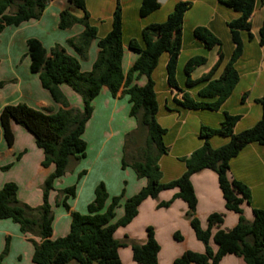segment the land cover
Returning a JSON list of instances; mask_svg holds the SVG:
<instances>
[{"label": "trees", "instance_id": "trees-1", "mask_svg": "<svg viewBox=\"0 0 264 264\" xmlns=\"http://www.w3.org/2000/svg\"><path fill=\"white\" fill-rule=\"evenodd\" d=\"M51 1L53 0H0V34L7 27H18L39 19ZM69 2L82 15L78 17L69 11L62 12L59 28L66 30L74 25L84 27L83 33L68 40V44L81 58H86L91 43L97 39L98 30L92 24L84 0ZM224 4L239 15L228 24L236 47L226 64L221 53L211 71L198 80L193 81L191 74L197 67L204 65L207 59L197 56L185 64L186 86L202 85L197 99H193L188 93L184 94L183 101L179 104L185 109L218 111L239 81L235 65L243 52L241 32H247L249 38H252L250 17L256 0H227ZM159 7L157 0H144L141 15L147 16ZM188 9L189 3H178L165 22L147 26L139 40L129 42V49L137 55V59L126 74L122 69L124 42L119 4L113 16L111 30L98 40L99 54L88 73L82 72L80 61L61 47H54L48 52L38 39L27 41L31 73L39 76L43 89L62 107L56 113H45L25 103H18L7 105L0 112V126L7 145L12 147L14 144L12 124L15 123L35 138L37 147L44 153L42 166L55 167L42 186L43 203L39 207H30L19 201L18 186L15 183H6L0 187V221L11 220L19 225L23 235L31 236L29 242L35 248L34 264H123L120 249L128 245L132 248L135 263L159 264L161 247L153 228H148L147 240L143 244L120 241L116 238V232L134 221L143 202L147 199L157 200L162 192L169 190H178V193L169 202L160 203L159 207H169L174 199L185 201L188 206L186 218L190 221L196 238L205 246L204 253L186 251L174 264H220L228 255L241 258L244 264H264V209H255L253 221H247L242 216V205L250 203V189L229 177L230 162L246 146L253 143L264 146V96L258 101L262 117L253 128L236 134L234 128L239 118L227 113L219 128L202 126L199 135L205 141L204 145L189 158L183 159L186 167L184 174L170 182L163 180L160 160L167 154L168 148L164 140L166 130L161 127L157 118L159 102L153 75L161 57L168 54V82L171 87H177V66L183 46L184 18ZM194 35L207 49L221 45L220 40L206 28H197ZM260 43L264 45V22L260 30ZM221 67L223 72L216 78ZM141 77L147 78L144 86L135 84ZM61 86L69 87L82 98V109L70 106ZM103 88H107L113 97L121 90L129 97L130 116L135 119L137 128L127 134L124 151L128 153V162L123 160L122 168L131 167L139 179H146L147 185L138 194L125 199L124 190L121 195L111 197L105 184L99 183L94 199L88 205L87 215L71 211L68 205V200L76 197V185L60 191L56 203L71 214L70 232L65 237L53 239L54 214L50 194L55 189L56 181L67 174L72 160H79L87 155L88 145L83 135L93 116V102ZM216 135L229 138L228 144L213 148L209 139ZM141 136L143 144L140 142ZM136 145H141L137 156L130 152ZM11 167L12 165H8L3 170ZM205 170L217 174L227 211L239 215L237 225L231 230L219 229L213 233L215 228H220L224 223L223 214H211L206 229L196 217L197 197L191 178ZM121 207L124 214L116 220L117 210ZM34 238L39 239L40 243ZM175 238L182 240L178 233ZM212 239L217 245L216 251L210 245ZM9 245L10 238H7L0 255V264L9 252Z\"/></svg>", "mask_w": 264, "mask_h": 264}, {"label": "crops", "instance_id": "crops-1", "mask_svg": "<svg viewBox=\"0 0 264 264\" xmlns=\"http://www.w3.org/2000/svg\"><path fill=\"white\" fill-rule=\"evenodd\" d=\"M84 1L92 24L98 30L97 39L91 43L86 58H81L68 44V40L79 37L83 33L84 27L74 25L66 30L59 28L62 12L69 11L78 17L82 15V12L74 8L69 0H53L39 19L23 23L18 27L6 28L4 32L6 47L4 49L0 47V71L6 62L9 68L5 69L2 76L0 74V84L5 80L10 81V84L0 86V112L5 106L18 103H25L45 113H56L62 108L53 101L49 92L43 89L39 76L31 73V61L27 56L28 40L38 39L48 52L54 47H61L80 61L82 72L88 73L92 70L99 54L98 40L105 37L111 30L113 16L119 4L124 42L122 69L126 74L137 59V55L129 49V42L133 39L139 40L147 26L165 22L178 3L186 2L189 3V9L184 18L183 46L177 66V87H171L168 82L166 72L168 54L161 57L153 75L159 102L157 118L161 127L166 130L164 140L168 148L167 154L160 160L163 180L170 182L184 174L186 167L183 159L189 158L204 145L205 141L199 135L202 126L219 128L224 114L227 113L239 118L234 128V132L238 134L253 128L260 121L262 109L258 101L264 96V45L260 43V30L264 22V0H256L255 9L250 17L252 38H249L247 32H241L243 52L235 65L239 81L229 99L218 111L189 110L179 103L183 101L186 93L193 99H197V93L202 88V85L187 87L185 84L183 69L190 59L197 56L207 59L204 65L192 72L191 79L194 81L211 71L221 53L224 55L226 64L236 47L228 24L239 15L224 4L227 0H157L160 4L159 9L147 16H142L140 12L144 0ZM197 28L208 29L220 40L221 45L207 49L194 35ZM222 72L223 67L217 71L216 78L220 77ZM146 83V77H141L135 82L139 86H144ZM61 90L71 107L83 108L82 98L78 94L67 86H61ZM93 106V116L83 135L88 148L92 146V134H100L103 130L95 127L100 117H106L109 120L111 134L106 143L100 145L97 150L94 149L96 150L94 160L89 162L83 179L76 183L75 176H68L67 173L65 177L56 181L55 189L49 198L54 214L53 239L65 237L70 232L71 214L62 205L56 203L60 191L76 185V197L69 199L68 205L71 211L85 214L86 208L94 199L95 188L101 182L105 184L111 197L121 195L124 190L125 199L138 194L147 185L146 179H139L130 168L123 171L121 167L120 156L123 145L121 134H127L137 127L130 116L129 97L123 94L122 90L113 97L107 88H103L101 94L94 100ZM12 130L15 140L13 146L9 147L0 126V187L6 183L17 184L19 201L32 207H39L43 203L42 186L54 172L55 167L42 166L44 153L37 147L32 134L15 123L12 124ZM228 142L229 138L220 135L209 139L213 148L223 147ZM108 145L109 151L106 154ZM111 152H113V160H116L113 163V169L117 170L113 176L109 173L111 163L105 159V156ZM19 155L22 156L17 159ZM8 165L12 167L9 170H3ZM229 177L250 189L251 201L242 205V216L252 222L253 211L264 209V146L257 143L246 146L230 162ZM191 181L197 197L196 217L202 227L206 229L208 217L218 213L223 214L225 219L221 227L215 228L213 233L219 229L225 231L233 229L239 221V215L227 211L217 174L205 170L194 175ZM177 193L178 190H169L162 192L157 200L147 199L139 207V213L134 221L127 227L117 230L116 238L123 242L143 244L147 240L148 228H153L155 238L161 247L158 256L159 264H174L175 260L186 251L204 253L205 246L196 238L190 221L186 218L187 203L181 199H174L169 207H159L160 203L169 202ZM123 214L124 210L121 207L117 210L116 220ZM177 233L182 237L181 241L176 240ZM7 238H10L9 252L1 264H34L35 248L33 243L29 242L31 236L23 235L19 225L13 221L1 220L0 255L4 251ZM34 239L40 243L39 239ZM162 242H176V245L164 256ZM210 245L215 251L217 250L213 239ZM124 253L127 264H137L133 261L130 245L120 249L123 264H125L122 257ZM220 264H244V262L237 256L228 255Z\"/></svg>", "mask_w": 264, "mask_h": 264}, {"label": "rangeland", "instance_id": "rangeland-1", "mask_svg": "<svg viewBox=\"0 0 264 264\" xmlns=\"http://www.w3.org/2000/svg\"><path fill=\"white\" fill-rule=\"evenodd\" d=\"M5 30H6V28L3 30V32L0 34V47L2 48V49H4V47H6L5 46V40H6V35H4V32H5ZM33 39V38H32ZM3 60V59H2ZM2 64H3V62H2ZM7 67L9 68V65L7 64V62H6V64L4 63V65H3V67L1 68V71H0V74H1V76L4 74V71H5V69H7ZM183 72H184V69H183ZM5 77V76H4ZM7 80H5V82L3 83V84H10V81L8 82H6ZM134 121H135V119L134 118H132ZM135 124L137 125V123H136V121H135ZM110 125H109V120L106 118V117H104V118H102V117H100L99 119H97V122H96V125H95V127L96 128H100V129H103L105 132L103 133V130H102V132H100V134H96V135H94V134H92V136H91V143H92V146L90 147V148H88V151H87V156H85L84 158H81V159H79V160H72V162L70 163V166H69V169H68V176H75V182L76 183H78L79 182V180L80 179H83L84 178V176H85V174H86V171H87V166H88V164H89V162L93 159L94 160V156H95V153H96V150L98 149V147L100 146V145H102V144H104V143H106L107 142V140H108V136L111 134V129H110V127H109ZM137 128V127H136ZM127 131V130H126ZM134 130H132L131 129V131H129L127 134H129V133H132ZM127 134H121V138H122V140H123V145H122V150H121V152H122V154H121V156H120V159H121V163H123V160H126L127 162H128V153H126L125 151H124V148H125V144H126V139H127ZM141 144H143V141H142V136H141ZM140 146L141 145H136V146H133V148H132V150L130 151L131 152V154H134V155H138V153H137V150L140 148ZM109 145L107 146V148H106V154L108 153V151H109ZM94 149H96V150H94ZM128 149H130V147H128ZM105 159L107 160V161H109L111 164V170H110V174L113 176L114 175V173H115V171H116V173H117V170H115V168L113 169V163L116 161H114L113 159V152H111L109 155H106L105 156ZM91 163V162H90ZM121 167H122V165H121ZM131 169L132 171H134L131 167H126V169ZM76 169V170H75ZM123 169V168H122ZM123 171H124V169H123ZM93 176H95V175H93ZM92 180V179H91ZM90 180V181H91ZM62 182H63V180H62ZM102 183V182H101ZM17 185V184H16ZM99 185V184H98ZM97 185V186H98ZM18 186V185H17ZM19 189V188H18ZM96 189V188H95ZM27 205H29V204H27ZM30 206V205H29ZM30 207H32V206H30ZM87 209V208H86ZM88 214V211L84 214V215H87ZM163 243V252H165L164 253V256L167 254V251L170 249V248H173V246H175L176 244V242H162ZM126 254L124 253L123 255H122V257H123V261H124V263L125 264H127V261H126ZM165 264V263H164Z\"/></svg>", "mask_w": 264, "mask_h": 264}]
</instances>
